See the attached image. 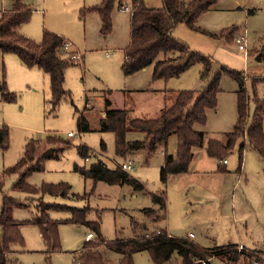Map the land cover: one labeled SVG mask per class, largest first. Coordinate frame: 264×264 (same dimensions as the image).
Masks as SVG:
<instances>
[{"label": "rangeland", "instance_id": "rangeland-1", "mask_svg": "<svg viewBox=\"0 0 264 264\" xmlns=\"http://www.w3.org/2000/svg\"><path fill=\"white\" fill-rule=\"evenodd\" d=\"M20 1L32 9V17L19 31L35 42L42 41L45 30L53 32L71 44L63 52L76 55L78 59H73L75 63L66 69L65 88L69 95L53 111L49 102V75L39 68L26 67L16 54L4 56L7 89L16 95V100L3 101L0 84V128L5 124L10 129L9 148L4 150L0 146V174L18 162L29 141L45 142L49 136L57 137L61 141L46 149H55L53 156L43 161V170L32 174L28 182L37 187L43 183L70 185V197L46 194L45 202L86 209L87 222H97L107 242L141 234L143 229L135 227L138 224L146 225L150 232L155 228H167L168 234L180 238H188L193 233L194 238L189 239L206 248L242 244L264 257V159L248 143L241 168L239 143L225 156L229 173L218 172L220 159L210 157L206 148L199 149L205 154V160L199 166L190 173L169 177L163 212L152 194L165 187L161 182L165 145L150 159L143 152L127 158L134 163L129 174L144 184L143 191L135 192L129 185L94 183L74 171L75 165L90 168L100 160L108 168L116 169L126 160L116 155L115 135L101 130L108 108L128 109L133 118L156 119L160 107L172 103V91L204 89L217 73H224L220 80L218 107L209 110L206 125L197 128L206 133V145L209 140L224 141L236 124L239 82L228 72H223V68L245 73L250 97L249 126L255 109L252 79L264 76V62L257 60L264 48V0H218V4L198 21L202 28L215 36L179 25L174 36L191 49L211 57L213 72L204 80L201 66L196 65L179 77L155 82L151 80L153 65L136 73L135 79H126L121 70L125 59L123 49L131 38V13L121 9L131 8L129 2L115 9L112 31L105 35L101 32L98 14H81V8L97 5L101 0ZM144 2L150 8L162 7V0ZM13 3L14 0H0V9H10ZM243 32L248 37L246 51L241 50L236 42L237 36ZM162 57L161 54L159 59ZM257 94L264 98V83L258 85ZM80 117L86 121L87 130L78 128ZM70 132L76 137L69 139L67 134ZM143 137L139 133L128 135L129 140ZM175 142L173 136L168 145L170 154L176 151ZM80 146L89 149L88 160L80 155ZM16 180L17 175L7 177L5 190L23 200L24 194L11 191ZM84 194L89 196L76 197ZM2 202L0 191V209ZM28 203V208L14 211L15 219L31 218L36 206L32 201ZM51 217L69 220L72 214L69 210H52ZM90 231L86 225L62 223L59 226L62 250L48 255L40 228L22 225L24 246H12L7 264H73L81 255L85 236ZM100 251L111 264H119L120 254L106 245L101 246ZM245 260V264L250 261ZM134 261L135 264H155L147 252L135 254ZM212 262L230 264L220 259Z\"/></svg>", "mask_w": 264, "mask_h": 264}, {"label": "trees", "instance_id": "trees-1", "mask_svg": "<svg viewBox=\"0 0 264 264\" xmlns=\"http://www.w3.org/2000/svg\"><path fill=\"white\" fill-rule=\"evenodd\" d=\"M125 2L131 5V40L123 50L124 62L121 70L125 77L132 76L153 65L152 82L169 80L179 77L196 65L201 66V78L207 79L213 72L214 62L211 57L203 55L189 47L181 39L174 36L175 29L186 25L192 31L215 36L204 28L198 21L208 13L218 0H162V7H147L144 0H101L97 5L81 8V14L96 13L101 20V32L109 35L113 28V13L117 7ZM32 9L20 0H14L10 9L0 10V84L2 100L13 102L16 95L7 89L6 68L4 56L16 54L20 61L29 68H39L50 77L51 100L50 105L55 111L62 100L69 95L65 88L66 69L75 63L72 55L64 53L65 39L53 32L45 30L41 42H35L22 34L19 30L22 25L30 21ZM261 52V61L264 62V48ZM254 53V52H253ZM163 55L159 59L160 55ZM238 80L237 93V120L232 131L228 132L227 143L218 140H209L206 152L210 157L221 161L239 143L240 168L243 152L247 143L251 145L264 159V98L257 94L258 85L264 83V76L253 77L254 114L248 126L249 92L244 72H232L223 68ZM224 73L214 75L213 81L204 89H181L171 92L172 103L161 109L156 119H142L131 117L128 109H107L101 130L112 132L115 135L116 155L124 159L130 158L135 152H143L147 158L158 153L162 145L167 146L172 135L177 136L176 154H167L161 168V182L167 185L169 177L175 174H186L194 158L195 150L203 146L204 131L197 126H205L208 120V111L218 107V96L221 92L220 80ZM108 104H111L108 101ZM80 131L88 129L86 121L78 120ZM139 133L144 137L141 140H129L128 135ZM61 140L49 136L45 142L31 140L25 146L23 156L18 162L5 168L0 174V191L3 202L0 209V264H7L13 245L24 246L21 232L22 225H36L40 228L47 254L60 252L61 241L59 226L62 223H75L88 226L94 235L89 241H84L81 255L76 257L73 264H111L105 259L100 247L106 245L121 255L119 264H135L134 256L137 253L147 252L155 264H213V259H220L230 264H239L250 259L248 264L264 263V257L255 252L238 251L236 245L216 248H201L189 238L173 237L160 229L151 232L146 225L135 226L143 229L141 234L133 238L117 239L107 242L100 233L97 222H87L86 209L71 208L65 205L45 202L44 196L70 197V185L67 183H43L37 187L28 182V178L35 172L43 170L44 152L47 147L54 146ZM10 129L7 125L0 128V146L6 150L10 146ZM55 150V149H54ZM80 155L88 159L90 152L85 146L78 147ZM74 171L83 175L86 180L94 183L106 182L110 185H129L135 192L143 191L144 185L121 166L110 169L100 161L93 163L90 168L75 165ZM218 171L228 172L225 164H219ZM17 175L11 191L22 193L25 199H18L5 190L6 178ZM89 194L76 195L77 198H87ZM154 201L159 204L162 212L166 209V191L152 194ZM34 202L35 213L30 219L19 221L14 217L16 209H26L28 202ZM52 210H69L72 218L69 220H55L51 217ZM154 211V210H153ZM151 211V212H153ZM150 213L149 211H147ZM156 214V213H155ZM93 231L96 233H93ZM150 234V236H146ZM244 250V249H243ZM175 257V258H174Z\"/></svg>", "mask_w": 264, "mask_h": 264}, {"label": "crops", "instance_id": "crops-1", "mask_svg": "<svg viewBox=\"0 0 264 264\" xmlns=\"http://www.w3.org/2000/svg\"><path fill=\"white\" fill-rule=\"evenodd\" d=\"M14 4V3H13ZM3 9V8H2ZM2 9H0V10H2ZM130 19H131V15H130ZM131 40V39H130ZM68 43V42H67ZM70 44V43H69ZM71 45V44H70ZM126 48V47H125ZM124 50V49H123ZM124 62V61H123ZM123 64V63H122ZM122 66V65H121ZM141 72V71H140ZM138 74V73H137ZM135 76H136V74H134V75H132V76H129V77H125L126 79L128 78V79H135ZM166 90V89H165ZM163 107H160V110L162 109ZM125 109V108H124ZM106 116V115H105ZM206 135V133H204V142H203V146L201 147V148H199V149H202V148H206V143H205V136ZM173 136H175L176 137V142L174 143L175 144V146L173 145V147L175 148V150L176 151H174V152H171V154H176V152H177V142H178V140H177V136L176 135H172L170 138H169V140H168V143H167V146H166V150L165 151H162V154L164 155V156H166L167 154H170L169 152H168V145H169V142L171 141V139H172V137ZM227 140H228V137H226L225 138V140L224 141H221L222 143H224V144H226L227 143ZM172 143V142H171ZM199 149H196L194 152H195V154H194V158H193V161H192V167H190V172L191 171H193V169L195 168V167H197V166H199L200 165V162H203L204 160H205V154L203 153V152H199ZM135 153H138V152H135ZM156 155V154H155ZM154 155V156H155ZM224 160H226V159H224ZM103 162V161H102ZM146 162H147V160H146ZM225 164V165H227L228 164V162H224L223 160L221 161L220 160V163L219 164ZM219 164H218V167H219ZM119 166V165H118ZM117 166V167H118ZM121 166V165H120ZM189 172V173H190ZM219 172V171H218ZM229 173V172H228ZM176 175V174H175ZM175 175H172L173 177H176ZM171 176V177H172ZM139 180V179H138ZM140 181V180H139ZM169 181V180H168ZM141 182V181H140ZM142 183V182H141ZM143 184V183H142ZM144 185V184H143ZM166 187L167 186H165L162 190H159L158 191V193H160L161 191H166ZM157 193V194H158ZM166 202H167V195H166ZM160 229H163L164 231H166L167 233H168V231H167V228H163V227H160ZM41 234V233H40ZM191 235H194L193 233H190V235H188L190 238H191ZM41 236H42V234H41ZM174 237V236H173ZM188 237V238H189ZM187 238V237H186ZM194 238V237H193ZM198 245V244H197ZM233 245H236L237 247H242L243 249H245V252H251V253H255L256 251H254V250H249L247 247H245V246H243L242 244H233ZM229 246H231V245H229ZM201 247V246H200ZM201 248H204V249H208V248H206V247H201ZM214 260V259H213ZM239 264H245V261L244 262H240Z\"/></svg>", "mask_w": 264, "mask_h": 264}, {"label": "built area", "instance_id": "built-area-1", "mask_svg": "<svg viewBox=\"0 0 264 264\" xmlns=\"http://www.w3.org/2000/svg\"><path fill=\"white\" fill-rule=\"evenodd\" d=\"M121 10H124V11H126V12H130V13H132V9L129 8V7H127V6L124 7V8H122ZM236 42H237V44H238V46H239V48H240L241 50L246 51L247 48H248V37H247L246 32H243V33L239 34V35L237 36ZM69 47H70V44H69V43H65V45H64V49L67 50ZM72 58H73V59H78V56H76V55H72ZM79 58H80V57H79ZM67 136H68L69 139H71V138L76 137V134L73 133V132H70V133L67 134ZM87 160H88V159H87ZM224 162L226 163L227 160H224ZM121 168H122L124 171H126V172L129 173L130 171H132V170L134 169V163H133L132 160H130V159H126V160L124 161V163L121 165ZM157 234H161L160 229L157 230ZM146 236L148 237V236H150V234H146ZM169 237H170V234H169ZM191 237H193V235H191ZM93 238H94V235H93L91 232H89V233L85 236V241L92 240ZM242 250H243L242 247H239V248H238V251H239V252H241ZM254 264H264V263H257V262H255Z\"/></svg>", "mask_w": 264, "mask_h": 264}, {"label": "water", "instance_id": "water-1", "mask_svg": "<svg viewBox=\"0 0 264 264\" xmlns=\"http://www.w3.org/2000/svg\"><path fill=\"white\" fill-rule=\"evenodd\" d=\"M257 60H258V61H261V54H259V55L257 56ZM54 152H55V150H54L53 148H49L48 150H46V151L44 152V158L47 159V158L53 156Z\"/></svg>", "mask_w": 264, "mask_h": 264}]
</instances>
